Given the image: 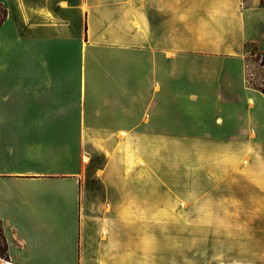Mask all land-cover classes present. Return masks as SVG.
<instances>
[{
    "label": "crops",
    "instance_id": "crops-1",
    "mask_svg": "<svg viewBox=\"0 0 264 264\" xmlns=\"http://www.w3.org/2000/svg\"><path fill=\"white\" fill-rule=\"evenodd\" d=\"M120 1L137 24L106 51L119 70L102 80L89 65L84 86L66 71L62 15L79 14L75 1L22 0L25 20L52 28L40 33L0 0V264H264V92L247 59L250 45L264 53V0ZM98 130L232 149L213 187L162 186L125 169L137 158L97 154Z\"/></svg>",
    "mask_w": 264,
    "mask_h": 264
},
{
    "label": "rangeland",
    "instance_id": "rangeland-1",
    "mask_svg": "<svg viewBox=\"0 0 264 264\" xmlns=\"http://www.w3.org/2000/svg\"><path fill=\"white\" fill-rule=\"evenodd\" d=\"M22 0H7L9 10L13 15V23L22 22L25 30L32 32L49 33L52 31L48 25L41 23L43 20L37 15H28V21L23 17L21 9ZM27 3H34L40 0H24ZM77 11H65L62 18L64 19V29L69 30L64 33L66 42V58L71 60L66 65V71L71 68L70 73L80 74L85 86L88 76V66H92L94 75L104 80L106 68L108 73L119 70L118 59L112 56H106V51L110 45H116L123 40L122 29L130 26L132 23L137 24L136 20L127 18V8L130 4L122 3L120 0H74ZM67 4V3H66ZM27 21V22H25ZM113 43V44H112ZM248 54L249 65V83L257 85L264 82V68L260 66L258 47L249 46ZM19 52V51H18ZM17 52V54H18ZM34 53V52H33ZM116 54V53H115ZM51 55V53H50ZM53 55V54H52ZM54 56V55H53ZM57 57V56H55ZM51 59V58H49ZM251 84V85H252ZM85 97L82 96V105ZM105 101V100H103ZM82 122L85 121L86 115L81 114ZM98 115L96 114V116ZM87 137V131L83 132ZM97 136L106 139L107 144L96 146L97 154L105 153L108 156H131L139 161L138 165L131 162L125 163V169L142 170L156 172L160 175V184L166 186L170 182L176 187H200L210 188L215 185L216 167L220 168L225 164L220 158L232 148H224L210 145H192L185 144V132L178 131L176 140L170 139V135H157L154 132H133L140 134L139 137L128 139L124 134H118L115 131L98 130L92 132ZM174 136V137H175ZM119 141V144H118ZM129 144L126 146L125 144ZM88 142L83 151V158L88 161L90 152L93 147ZM103 151V152H102ZM109 166L108 162L101 159L96 163V170H105ZM128 166V168H126ZM109 169V168H108ZM225 170V169H224ZM226 172V171H225ZM228 172V171H227ZM171 179V180H170ZM216 197V196H215ZM224 229L223 233L228 234ZM3 261L8 259L2 258Z\"/></svg>",
    "mask_w": 264,
    "mask_h": 264
},
{
    "label": "trees",
    "instance_id": "trees-1",
    "mask_svg": "<svg viewBox=\"0 0 264 264\" xmlns=\"http://www.w3.org/2000/svg\"><path fill=\"white\" fill-rule=\"evenodd\" d=\"M8 9L7 7L0 3V26L4 24V22L8 18ZM254 48L256 46L253 44ZM259 60H260V66L264 68V53H261L259 55ZM252 84V82L250 83ZM254 87L260 89L262 92H264V82L263 83H258L257 85L252 84ZM0 257L4 259H9V243L8 239L5 234V229L3 223L0 221Z\"/></svg>",
    "mask_w": 264,
    "mask_h": 264
}]
</instances>
